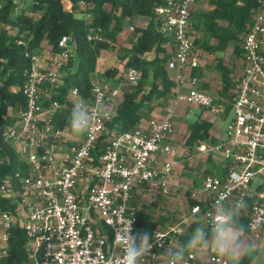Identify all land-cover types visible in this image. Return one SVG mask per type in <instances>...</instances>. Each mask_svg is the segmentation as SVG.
<instances>
[{"label":"built area","instance_id":"built-area-1","mask_svg":"<svg viewBox=\"0 0 264 264\" xmlns=\"http://www.w3.org/2000/svg\"><path fill=\"white\" fill-rule=\"evenodd\" d=\"M196 3L197 0H165L156 11L161 17L160 30L175 40L167 68L175 81L176 101L210 107L214 95L202 86V76L194 72L201 65L190 32ZM85 15L91 18L90 12ZM88 38L104 39V28L93 27ZM242 44L241 71L233 78V115L227 122L225 136L196 145L197 154H212L222 162V174L205 173L202 186L191 192L197 202L178 220L159 225L147 235L151 247L138 264H172V254L185 247L183 237L190 224L201 219L210 229L218 205L229 214L245 209L249 215L248 231L257 247H261L264 0H257ZM73 46L72 36L64 34L58 53L43 54L40 50L32 54V66L22 87L25 103L17 104L0 121V137L28 165L27 172L16 170L0 177V195L14 204L0 209V264H15L9 256L11 232L17 225L26 236L28 260L23 264H123L124 245L117 235L126 236L129 225L132 236L143 234L137 227L143 209L139 196L148 190L165 195L170 192L171 176L179 162L175 158L178 149L172 141L176 130L174 109L126 130L114 131L109 125L122 90L142 78V68L129 66L124 79L113 86L98 76L93 78L88 98L78 86H72L66 98L73 104H87L92 113L90 130L76 135L69 126H56L57 114L68 104L56 95L64 84L63 68ZM99 109L108 114L107 118L97 115ZM100 139L105 142L99 144ZM9 158L0 153V168ZM256 176L262 180L254 187ZM140 243L138 238L137 246ZM175 259L176 264H231L228 258L213 252L202 258L195 249H185L183 259Z\"/></svg>","mask_w":264,"mask_h":264},{"label":"trees","instance_id":"trees-1","mask_svg":"<svg viewBox=\"0 0 264 264\" xmlns=\"http://www.w3.org/2000/svg\"><path fill=\"white\" fill-rule=\"evenodd\" d=\"M26 5L19 8L21 0H0V121L8 117V113L17 104L25 103L22 87L32 66V54L46 48V53L56 54L60 51L59 41L64 34L73 38V53L63 68L62 79L57 94L62 102L68 101L57 114V127L69 126V116L73 102L66 98L69 89L76 85L85 97L90 96L92 79L120 73L119 79L125 76L126 68L131 65L143 69V76L133 84H127L120 94V103L113 116L110 127L114 131L126 130L142 123L152 109L157 105H165L170 97L175 96L174 79L167 68V62L173 56L175 40L172 36L160 30L161 17L156 8L165 0H23ZM69 1L70 5H67ZM84 2V3H82ZM210 6L200 10H192L190 32L194 38L197 50L215 54L214 67L219 71L223 81L222 90L234 87L232 68L236 63L233 59L226 60L220 52L233 44L232 56L239 58L240 71L243 57V39L248 24L253 19V9L257 0H208ZM91 13V18L85 14ZM139 16L147 19L146 24L134 27L128 46L117 48L118 35L125 28L127 20ZM101 25L104 28V39L91 40L88 33L93 27ZM169 45V47H168ZM116 49L123 59L125 69L114 63L104 65L99 73L98 65L103 51ZM151 54L150 56H148ZM200 55V51H199ZM231 56V57H232ZM232 57V58H233ZM231 61V63L229 62ZM200 76L204 70L194 69ZM205 89L210 88L208 82ZM233 87L231 91L233 92ZM214 101L217 99L214 97ZM232 103L228 104V109ZM213 121L199 115L188 123V144H197L202 140L215 142L219 136L212 133ZM70 128V126H69ZM103 137V136H102ZM102 139L99 144L104 143ZM0 153L8 154L9 160L0 168V177L16 170L28 171V165L20 155L0 137ZM208 156L212 157L211 154ZM212 159V158H211ZM222 164L219 166L221 167ZM207 172H214L208 169ZM197 198L189 196V202L194 204ZM251 197L247 203L250 208ZM0 195V209L13 206ZM236 226L243 225L248 229L249 215L245 209L235 210ZM201 219L193 221L188 231L193 232L200 226ZM159 222L151 213L141 210L138 215L139 232L150 234L159 226ZM210 231V230H209ZM11 254L9 260L15 264H23L28 260V250L25 247L24 231L17 225L12 229ZM254 254L245 253L240 264H247ZM264 264V262L262 263Z\"/></svg>","mask_w":264,"mask_h":264},{"label":"rangeland","instance_id":"rangeland-1","mask_svg":"<svg viewBox=\"0 0 264 264\" xmlns=\"http://www.w3.org/2000/svg\"><path fill=\"white\" fill-rule=\"evenodd\" d=\"M19 8H22L26 5L25 1L21 0ZM69 6V1L67 2ZM210 6L208 0H197V3L194 7L195 10L204 9ZM140 17V16H139ZM194 18V15L193 17ZM134 27L139 26L143 23L142 17L134 18L133 20H127ZM129 25V33L130 35L134 32V29ZM129 35V34H128ZM127 35V36H128ZM122 43L124 40H121ZM200 51L201 57V66L205 68L207 75L209 76L208 84H210V88L206 89L211 92L217 101H214V104L210 107H206L200 104H193L188 102L182 103V114H177L174 116L175 120H178L177 124L175 123V136H173V143L176 145L178 149V153H176L175 158L179 160L177 163L175 170L171 176L170 182V192L162 194L160 192H155L152 190H148L142 196H139L141 200V204L143 205V210L145 212L151 213L152 217L155 218L160 226H165L170 222L178 220L183 213L188 210L191 203L189 202V196H191V192L193 190H197L202 186L203 176L208 169L214 170L215 173L222 174V167L219 165L222 162L215 156H208L206 153H198L197 144H188L186 142L187 135L189 133L188 123L194 121L199 114H206L214 123L212 127V131L214 134H219L218 136H225V130L227 126L228 120L233 115L232 107L228 109V104L231 103V91L232 84L229 89H221L223 85V81L219 77V71L213 66L215 63V54L209 53L204 50ZM233 44H230L228 49L225 51H221L220 53L226 56V60L229 58L231 61L234 59L235 64L232 68V76L233 78L240 73V63L239 58H234L232 56ZM43 54L46 52L41 50ZM115 49L109 50L105 53L106 59L101 61V66H103L106 60H115L118 58L119 53ZM233 58H232V57ZM228 59V60H229ZM231 61H229L231 63ZM122 70L125 69L124 63H120ZM107 84V83H106ZM212 158V159H211ZM262 177L256 176L253 181V186H257L259 182H261ZM201 225L205 227L207 224L203 220ZM251 235V234H250ZM252 241V236H250ZM264 240V239H263ZM255 243H251L249 246V250H253L255 252ZM264 248H260V251L263 252ZM251 253V251H249ZM252 254V253H251ZM263 254V253H262ZM242 258V256H241ZM240 258V260H241ZM239 260V262H240Z\"/></svg>","mask_w":264,"mask_h":264},{"label":"clouds","instance_id":"clouds-1","mask_svg":"<svg viewBox=\"0 0 264 264\" xmlns=\"http://www.w3.org/2000/svg\"><path fill=\"white\" fill-rule=\"evenodd\" d=\"M97 115L107 118L108 114L103 109H99ZM91 124L92 113H90L87 104L84 102L74 104L69 116V126L72 132L76 135H82L90 130ZM244 230L243 225L236 226L234 214L226 213L223 207L218 205L215 209L214 223L210 228V238H206V231L203 226L197 228L184 249H179L172 254L174 257L172 264H176L175 258L183 259L185 249L190 251L205 245L213 253L228 258L231 264H239L240 257L249 251L242 239ZM131 231V225H129L126 236L117 235V240L124 245L123 264H138L140 257L151 247L147 243L148 234L146 231L138 237L132 236ZM138 238L141 240L139 246L136 244Z\"/></svg>","mask_w":264,"mask_h":264},{"label":"crops","instance_id":"crops-1","mask_svg":"<svg viewBox=\"0 0 264 264\" xmlns=\"http://www.w3.org/2000/svg\"><path fill=\"white\" fill-rule=\"evenodd\" d=\"M140 17H142V19H143V23L142 24H146L147 23V19H146V17H144V16H140ZM140 17H138V18H140ZM130 22H131V20H130ZM127 25H129L130 26V24L129 23H126L125 24V28L123 29V31L118 35V46H117V48L118 49H120L122 46H128L130 43H129V40H130V38L132 37V34L130 35V33H129V27H127ZM129 34V35H128ZM128 35V36H127ZM124 40V42L122 43V41L121 40ZM121 46V47H120ZM168 47H169V45H168ZM46 48H43V50H45ZM47 50V49H46ZM45 50V51H46ZM112 50V49H111ZM109 50H106V51H103L102 53H101V55H100V62H99V65H98V69H99V73H96V75H98V74H100L101 72H103V70H104V68H105V66L106 65H108L109 63H116V64H118L119 65V62L120 63H123V59L121 58V57H119L118 56V58L117 59H115V60H106V62H105V66L103 65V66H101L100 67V65H101V61H103L104 62V60L106 59V56H105V53L106 52H108ZM115 51H117L116 49H115ZM48 53V52H47ZM117 54V53H116ZM151 54H149L148 56H150ZM202 64V63H201ZM120 66V65H119ZM121 67V66H120ZM202 70H204L205 68H202V66L200 65L199 66ZM127 69V68H126ZM197 70H198V68H197ZM119 75H120V73H118V74H116V75H107V76H104L103 77V80H104V82H106L109 86H113V85H115V84H117L120 80H123V79H119L118 77H119ZM207 81H209V76L207 75V73H206V71H204V73H203V75H202V86L205 88V86H204V84H206L207 83ZM122 92H123V90H122ZM182 101L181 102H177L176 101V99H175V96L174 97H170L168 100H167V102H166V104L165 105H157V106H155L153 109H152V111H151V113H150V115L148 116V117H144L143 118V120H142V123L143 124H146L147 123V120L149 119V118H151V117H153V116H162V115H164L165 114V112L166 111H168L169 109H174V111H175V115H177V114H182L180 111H181V109H182ZM199 115H201L202 117H205V118H209L208 116L206 117V114H199ZM177 122H178V120H175V123L177 124ZM212 133H213V131H212ZM214 134V133H213ZM215 135H219V134H215ZM174 136H175V133H174ZM174 138V137H173ZM201 223H202V221H201ZM200 227H202V225L200 224V226L198 227V228H200ZM238 227V226H237ZM205 228V231H206V238H210V229L207 227V226H205L204 227ZM196 231V230H195ZM195 231L193 232V234H192V236H190L191 235V233L189 232V231H187V233L184 235V237H183V242H184V244L186 245L187 243H188V241L193 237V235L195 234ZM251 233L248 231V229H245L244 230V232H243V234H242V239L244 240V242H245V246L249 249V246H250V244L253 242V243H255V245H254V249H255V252L253 251V250H249V251H251V253L252 254H254V258L249 262V263H247V264H262L263 262H264V250H263V252L262 251H260V248H264V229L262 230V234H261V247H257V242H256V240H255V238L252 236V235H250ZM250 236H252V241H251V238H250ZM195 250H197L198 251V253H199V255L202 257V258H206L208 255H209V253L210 252H212L211 250H209L208 249V246L207 245H205L204 247H202V248H197V249H195ZM248 251V252H249ZM263 253V254H262ZM244 255V254H243ZM242 255V256H243ZM241 258V257H240ZM240 260V259H239ZM240 264V263H239Z\"/></svg>","mask_w":264,"mask_h":264}]
</instances>
